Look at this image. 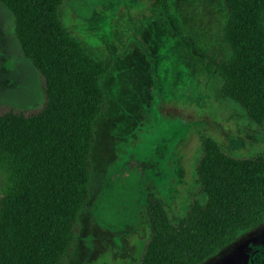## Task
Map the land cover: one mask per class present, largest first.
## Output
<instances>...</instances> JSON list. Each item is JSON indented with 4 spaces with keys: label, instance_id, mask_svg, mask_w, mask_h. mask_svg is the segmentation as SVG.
<instances>
[{
    "label": "rangeland",
    "instance_id": "1",
    "mask_svg": "<svg viewBox=\"0 0 264 264\" xmlns=\"http://www.w3.org/2000/svg\"><path fill=\"white\" fill-rule=\"evenodd\" d=\"M184 37L228 59L227 10L205 0H168ZM163 0H65L60 18L86 52L109 65L104 111L91 153L90 199L79 217L67 264H135L150 235L148 194L182 220L201 198L196 164L211 138L237 158L264 156V126L254 124L207 75L165 23ZM41 78L24 57L13 14L0 4V106L43 103ZM204 264H264V222L241 233Z\"/></svg>",
    "mask_w": 264,
    "mask_h": 264
},
{
    "label": "trees",
    "instance_id": "2",
    "mask_svg": "<svg viewBox=\"0 0 264 264\" xmlns=\"http://www.w3.org/2000/svg\"><path fill=\"white\" fill-rule=\"evenodd\" d=\"M64 1L0 0L15 18L17 40L44 96L36 110L0 106V264H67L90 199L109 65L64 28ZM205 1L227 10L223 40L230 58L213 57L184 37L168 0L165 23L207 75H221L223 95L263 127L264 0ZM195 171L201 198L191 200L178 222L148 194L150 235L135 264H204L264 222V156L237 158L204 138Z\"/></svg>",
    "mask_w": 264,
    "mask_h": 264
}]
</instances>
